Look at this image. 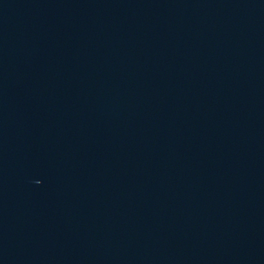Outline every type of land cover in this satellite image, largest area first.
Wrapping results in <instances>:
<instances>
[{"label": "water", "instance_id": "95a60500", "mask_svg": "<svg viewBox=\"0 0 264 264\" xmlns=\"http://www.w3.org/2000/svg\"><path fill=\"white\" fill-rule=\"evenodd\" d=\"M0 264H264V0H0Z\"/></svg>", "mask_w": 264, "mask_h": 264}]
</instances>
